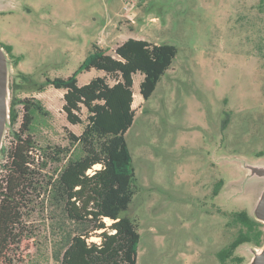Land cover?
Instances as JSON below:
<instances>
[{
	"label": "rangeland",
	"instance_id": "374dc122",
	"mask_svg": "<svg viewBox=\"0 0 264 264\" xmlns=\"http://www.w3.org/2000/svg\"><path fill=\"white\" fill-rule=\"evenodd\" d=\"M260 1L0 0V43L23 56L15 66L3 50L8 109L16 89L18 98H37L50 112L32 133L47 162L40 176L44 183L67 162L64 154L55 162L47 153L70 148L69 133L81 135L88 114L83 109L84 124L71 125L63 112L64 92L49 87L39 93L35 86L74 75L95 45L112 56L128 38L177 48L148 101L140 95L143 76H134L136 116L126 140L139 191L123 215L139 224L137 264H220L217 253L239 234L238 212L260 222L264 231L257 216L264 196ZM130 2L133 7H127ZM105 76L94 69L81 74L79 84ZM106 78L115 84L114 77ZM11 127L8 117L2 148L11 146ZM5 163L0 152V179ZM47 194L32 197L22 229L26 251H16L12 264H61L64 238L75 226ZM100 241L94 234L89 242ZM262 250L244 244L234 254L240 263L232 264H252Z\"/></svg>",
	"mask_w": 264,
	"mask_h": 264
},
{
	"label": "trees",
	"instance_id": "16d2710c",
	"mask_svg": "<svg viewBox=\"0 0 264 264\" xmlns=\"http://www.w3.org/2000/svg\"><path fill=\"white\" fill-rule=\"evenodd\" d=\"M259 10L264 14V0L260 1ZM0 46L15 66L22 62L23 56H16L11 45L0 43ZM177 54L175 46L134 38L119 45L115 56L95 45L74 75L47 78L43 84L35 86L39 93L49 87L64 91L63 112L71 125L84 124L83 109L88 114L82 134L69 133L70 148L55 147L53 152L47 153V159L55 162H60V155L64 154L67 162L57 176L50 177L46 183L40 180L41 171L47 166L45 154L32 133L39 118L49 116L50 112L39 99L18 98L16 89H12L8 116L13 141L9 148L1 149L6 163L5 174L0 179V264H12L18 251H26L21 249L25 241L24 217L32 197H40L44 192L75 226L64 238L61 257L57 258L61 264H137L139 224L136 219L123 215L139 191L126 140L136 116L134 76L138 73L143 76L140 95L148 101ZM94 69L114 77L115 84L110 85L105 76L80 86L78 77ZM20 76L25 81L29 79L25 74ZM17 124L19 128L15 130ZM37 148L44 155L39 163L31 154ZM49 150L50 147L46 151ZM99 166L100 169L93 170ZM220 183L216 185V195ZM106 219L112 224L107 226ZM234 222L243 230L234 243L217 253L220 264L240 263L241 259L235 258L232 263L229 259L245 243L264 247L260 222L246 212L235 214ZM94 234L101 239L100 243L89 242Z\"/></svg>",
	"mask_w": 264,
	"mask_h": 264
},
{
	"label": "water",
	"instance_id": "95a60500",
	"mask_svg": "<svg viewBox=\"0 0 264 264\" xmlns=\"http://www.w3.org/2000/svg\"><path fill=\"white\" fill-rule=\"evenodd\" d=\"M3 50L0 46V152L9 113L7 100V64ZM257 216L260 220L264 221V196L257 209ZM252 264H264V247L262 253L255 258Z\"/></svg>",
	"mask_w": 264,
	"mask_h": 264
},
{
	"label": "built area",
	"instance_id": "2783aa9c",
	"mask_svg": "<svg viewBox=\"0 0 264 264\" xmlns=\"http://www.w3.org/2000/svg\"><path fill=\"white\" fill-rule=\"evenodd\" d=\"M126 5H127V7L128 6L133 7L134 4L132 2H130V3H126ZM127 7H126V9H127ZM31 154L36 157V163H39L40 161H43L44 160L43 152L40 149H38V148L35 149V152L34 153L32 152Z\"/></svg>",
	"mask_w": 264,
	"mask_h": 264
},
{
	"label": "flooded vegetation",
	"instance_id": "af4514ba",
	"mask_svg": "<svg viewBox=\"0 0 264 264\" xmlns=\"http://www.w3.org/2000/svg\"><path fill=\"white\" fill-rule=\"evenodd\" d=\"M242 212H243V211H242ZM238 213H241V212H238ZM236 214H237V213H236ZM235 224H236V223H235ZM238 225H239V224H238ZM239 226H240V230H239V234H240L241 231L243 230V227H242L241 225H239ZM239 234H237L235 240H237V239L239 238ZM235 240H234V241H235ZM234 241H233L232 243H234ZM232 243H231V244H232ZM245 244H249V243H245ZM243 245H244V244H243ZM240 246H242V245H240ZM240 246H239V247H240ZM239 247H238V248H239ZM238 248H237V249H238ZM237 249H236V250H237ZM234 254H235V252H234ZM234 254H232V255L230 256L229 263H232V262L235 260V258H236V259H239V258L235 257Z\"/></svg>",
	"mask_w": 264,
	"mask_h": 264
},
{
	"label": "bare ground",
	"instance_id": "6f19581e",
	"mask_svg": "<svg viewBox=\"0 0 264 264\" xmlns=\"http://www.w3.org/2000/svg\"><path fill=\"white\" fill-rule=\"evenodd\" d=\"M138 98V94L137 93H135V91H134V100H136ZM106 221H111V220H109V219H106Z\"/></svg>",
	"mask_w": 264,
	"mask_h": 264
},
{
	"label": "crops",
	"instance_id": "0c3cea01",
	"mask_svg": "<svg viewBox=\"0 0 264 264\" xmlns=\"http://www.w3.org/2000/svg\"><path fill=\"white\" fill-rule=\"evenodd\" d=\"M128 39H129V38H128ZM128 39H127V40H128ZM125 41H126V40H125ZM125 41H124V42H125ZM124 42H123V43H124ZM88 73H89V72H88ZM86 82H87V81H86ZM88 82H90V81H88ZM79 85H80V84H79ZM80 86H83V85H80ZM63 92H64V91H63Z\"/></svg>",
	"mask_w": 264,
	"mask_h": 264
}]
</instances>
